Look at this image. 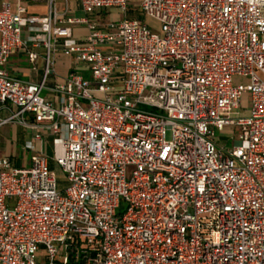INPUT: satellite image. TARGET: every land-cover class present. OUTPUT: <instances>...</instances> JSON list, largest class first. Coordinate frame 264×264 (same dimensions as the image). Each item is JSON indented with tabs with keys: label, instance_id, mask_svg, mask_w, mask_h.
Here are the masks:
<instances>
[{
	"label": "built area",
	"instance_id": "built-area-1",
	"mask_svg": "<svg viewBox=\"0 0 264 264\" xmlns=\"http://www.w3.org/2000/svg\"><path fill=\"white\" fill-rule=\"evenodd\" d=\"M12 1L0 4V128L29 132L31 157L0 158V264H264V0H72L82 19L58 0L43 17ZM111 10L119 22L97 20ZM25 30L43 35L38 84L6 71ZM57 53L89 77L72 67L49 100ZM224 128L231 148L214 136Z\"/></svg>",
	"mask_w": 264,
	"mask_h": 264
},
{
	"label": "crops",
	"instance_id": "crops-1",
	"mask_svg": "<svg viewBox=\"0 0 264 264\" xmlns=\"http://www.w3.org/2000/svg\"><path fill=\"white\" fill-rule=\"evenodd\" d=\"M5 1H9L11 4L13 3L12 0ZM23 1L28 15L43 17L47 14L46 0L41 3H35L32 0ZM55 8L59 13L65 12L67 18L82 19L85 17L79 6L72 0H58L55 3ZM86 35V26L78 25L73 27V37L75 39L83 40ZM36 37H39L41 40L43 35L39 33L28 32L26 30L23 32V39L25 41L26 48L13 52L6 66V71L11 77L32 84H38L42 81L44 77V60L46 50L40 43L35 45ZM30 53L37 55V58L33 63H31L28 58ZM72 67H75L77 72L84 78L89 77L88 71L83 64H73L72 58L63 55L62 53L54 54L52 72L46 77L45 88L42 90V96L52 100L53 94L51 89H53L55 86L61 85L66 80ZM11 125H13L17 131L20 130L21 133L26 134V142L30 141L31 134L29 132H26L17 124Z\"/></svg>",
	"mask_w": 264,
	"mask_h": 264
},
{
	"label": "rangeland",
	"instance_id": "rangeland-1",
	"mask_svg": "<svg viewBox=\"0 0 264 264\" xmlns=\"http://www.w3.org/2000/svg\"><path fill=\"white\" fill-rule=\"evenodd\" d=\"M5 0H0V4ZM132 4L134 2H131ZM121 14L117 10H111L107 14H103L97 20L99 22H110V23H117L121 19ZM141 19H143L144 24L150 29V31L154 34L160 35L161 34V26L160 23L154 19L149 17H145L139 15ZM129 18L135 17V15L129 14ZM258 75V74H257ZM259 76V75H258ZM250 83L249 79L245 78H235L234 84H244L248 85ZM155 113L159 114L158 111ZM233 131V128H224L222 130H217L214 132V136L218 141V146L221 148H231L234 142L237 141V132L233 136L230 134ZM166 139L169 140V134L166 135ZM26 134L21 133L20 130L17 131L15 127L11 124L5 125L0 128V158H9L12 165L22 166L26 165L27 162L30 160V153L28 150H25L24 147L26 145ZM47 156L51 159L52 153L50 149V145L48 146ZM50 167L52 171L56 174V178L58 180L59 188H64L65 178L64 175L61 173L58 167L52 161H50ZM10 206H13L12 201L10 202Z\"/></svg>",
	"mask_w": 264,
	"mask_h": 264
}]
</instances>
